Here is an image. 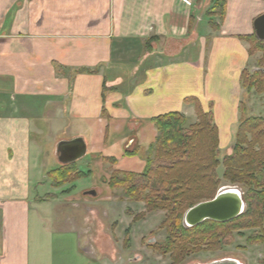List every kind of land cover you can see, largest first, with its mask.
Returning <instances> with one entry per match:
<instances>
[{"label": "crops", "instance_id": "1", "mask_svg": "<svg viewBox=\"0 0 264 264\" xmlns=\"http://www.w3.org/2000/svg\"><path fill=\"white\" fill-rule=\"evenodd\" d=\"M215 2L0 0V264L110 263L111 231L93 209L43 205L59 189L72 198L75 186H55L50 170L72 164L85 174L77 161L87 156L89 173L97 166L101 180L110 176L104 147L112 121L130 129L124 151L144 148L158 135L152 117H196L184 101L193 96L203 109L211 105L222 157L232 151L241 73L261 69L263 55L249 53L240 36L255 35L264 0H226L222 14L207 12ZM103 84L112 88L104 101ZM78 137L84 155L61 162L58 143ZM50 157L58 164L50 167Z\"/></svg>", "mask_w": 264, "mask_h": 264}, {"label": "trees", "instance_id": "2", "mask_svg": "<svg viewBox=\"0 0 264 264\" xmlns=\"http://www.w3.org/2000/svg\"><path fill=\"white\" fill-rule=\"evenodd\" d=\"M225 2L216 0L215 12L222 14ZM240 38L250 42L249 53H263L259 64L264 67V40H259L254 34L241 35ZM241 84L246 91L264 92V74L261 69H244ZM111 89L103 84V101ZM184 101L193 105L195 121L188 122V118L179 111L150 119L158 135L147 145L148 154L142 171L114 169L109 177L102 178L111 189H121L130 200L142 201L145 212L165 211L161 227L165 229L166 239L153 248L160 254L170 253L172 264H180L193 252L218 249L227 243L232 231L261 228L264 221V119L244 116L245 106L241 102L235 144L232 153L223 157L222 176L241 188L246 209L229 221L206 219L192 227L184 226V212L197 202L213 198L220 185L216 171L220 164L219 133L211 105L203 109L193 96L186 97ZM143 151V146L137 144L126 149L124 155L135 156ZM106 161L114 164L116 158L108 157ZM48 174L55 186L73 182L81 176L72 164L50 170ZM262 237L263 234H256L250 236L249 241H262Z\"/></svg>", "mask_w": 264, "mask_h": 264}, {"label": "rangeland", "instance_id": "3", "mask_svg": "<svg viewBox=\"0 0 264 264\" xmlns=\"http://www.w3.org/2000/svg\"><path fill=\"white\" fill-rule=\"evenodd\" d=\"M217 9L219 10V8ZM213 10H215L214 5L207 8L206 11L212 12ZM244 89L242 98L245 106L244 116L262 117L264 119V92H259L255 89L246 91V88ZM195 119L196 117L190 118L188 122H193ZM117 122L118 120L111 122L108 130V141L104 147L105 155L115 157L116 162L112 164L107 161V166L112 165L113 169L140 172L145 166V156L148 154L147 146L143 148L144 151L142 153L136 156L130 157L124 155L123 151L125 145L128 143L126 140L130 134V129L128 126H125L126 123H121V127H118ZM239 123L240 121L238 125ZM64 136H67V134ZM154 139L150 135L146 138L145 143L153 142ZM48 147L50 145H47ZM132 147L133 144L129 145L126 149ZM218 152L220 164L216 171L220 179L219 187L227 184L236 185L223 179L224 168L222 160L224 156L222 157V154H220V149ZM231 153L232 151L229 154ZM86 157L84 156V159L81 157L77 161L80 169L86 173L82 174L74 182L75 186L72 189V198L64 196V193L60 189L56 193V190L46 185L43 188L45 191H53L59 197L50 200V202L47 201L43 205L44 209L48 212L54 210L82 212L83 210L93 209L98 218L106 221L105 228H109L111 231L112 253L106 255V260L110 262L109 264H172L170 253L160 254L153 248L155 244L163 243L166 239L165 229L161 227L165 211L154 210L147 213L144 211V203L142 201L130 200L121 189H111L101 180L100 168L90 166L93 171L90 173L87 171ZM56 164H58L56 158L51 159L50 157L49 166L53 167ZM107 166H105L104 171ZM88 187L90 189H93V187L97 188L94 189L97 194H87L84 196L82 193ZM256 234H263L262 241H249L250 236ZM103 242L104 240H101L100 244H104ZM96 255L97 257L100 255L99 251H97ZM226 257L235 258L241 264H264V221L261 228H242L232 231L227 243L222 244L220 248L193 252L186 256L180 264H204Z\"/></svg>", "mask_w": 264, "mask_h": 264}, {"label": "water", "instance_id": "4", "mask_svg": "<svg viewBox=\"0 0 264 264\" xmlns=\"http://www.w3.org/2000/svg\"><path fill=\"white\" fill-rule=\"evenodd\" d=\"M256 37L264 40V13L258 15L253 21ZM264 74V67L261 68ZM86 150L82 138L60 141L57 145L59 160L63 163L73 162L84 155ZM95 194V190L87 191ZM246 209V202L241 188L237 185H222L213 198L197 202L189 207L183 215V224L186 227L195 226L206 219L225 222L241 215ZM204 264H241L235 258H222Z\"/></svg>", "mask_w": 264, "mask_h": 264}]
</instances>
